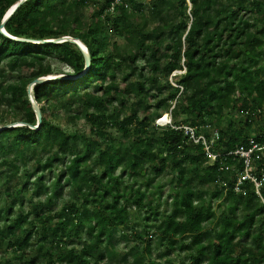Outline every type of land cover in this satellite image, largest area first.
<instances>
[{
  "label": "trees",
  "instance_id": "trees-1",
  "mask_svg": "<svg viewBox=\"0 0 264 264\" xmlns=\"http://www.w3.org/2000/svg\"><path fill=\"white\" fill-rule=\"evenodd\" d=\"M18 1L0 0V25ZM113 2L27 0L4 24L14 38L79 40L90 59L84 73V55L69 41L35 44L0 32V245L22 264H98L114 259L134 208L146 216L129 238L145 245L121 261L174 264L177 251L186 257L178 264H264V0ZM52 75L71 79L32 86L38 125L28 85ZM164 114L207 138L204 127L216 129L214 150L229 154L223 164H207L200 145L155 125ZM63 118L83 119L90 137L64 130ZM15 123L24 125L5 128ZM240 147L252 150L248 170L260 185L244 180L236 192ZM49 165L54 194L43 174L32 177ZM168 174L162 201L166 184L158 179ZM61 181L69 198L52 214ZM76 230L83 242L67 248Z\"/></svg>",
  "mask_w": 264,
  "mask_h": 264
},
{
  "label": "rangeland",
  "instance_id": "rangeland-1",
  "mask_svg": "<svg viewBox=\"0 0 264 264\" xmlns=\"http://www.w3.org/2000/svg\"><path fill=\"white\" fill-rule=\"evenodd\" d=\"M91 9H87L86 10V14L89 15L91 14ZM117 42L119 44L123 43L122 40H117ZM58 67H60L59 65H57ZM138 67H143L144 63L142 61H138L137 63ZM64 71H69L68 69L65 68ZM63 71V72H64ZM176 74V72H175ZM174 74L171 75V77ZM57 76H61V75H57ZM56 75H52L51 77H57ZM64 76V75H62ZM169 77V81L172 82L175 80V78ZM0 78L4 79L3 73L0 70ZM117 83L119 85L120 89H123L125 84L123 82H121V79L119 78L117 80ZM32 84L28 85V90L30 89V93L32 94ZM148 86V85H147ZM149 102H153L152 98L148 99ZM133 107L130 104H127L126 109L124 110V115L127 116L132 112ZM165 116V115H163ZM166 118V117H165ZM168 119V117L166 118ZM174 119V118H173ZM57 122L60 124V126L66 130L69 133H77L79 135H84L86 138L90 137V133H89V124L87 122H85L83 119H78L75 123L72 124H68L66 123L65 119H59L57 120ZM164 122H166V120L159 122L160 124H163ZM156 122L154 121V124ZM20 124H14V125H7L6 127H13V126H17ZM156 125V124H155ZM112 132H114V130H111ZM37 171V170H36ZM34 171L32 174V177H34V175H40L43 174L44 175V180L47 184H52L49 193L54 194V191L56 190V187L53 186V183H55L56 179H55V170H51L50 165L47 166L44 170H38L37 172ZM172 174V173H171ZM171 174H168V176H163L161 178H159L158 180L161 181L162 183L166 184L165 187L162 190V201H164V199L167 196V192L169 190V179L171 178ZM20 179L18 180H11L10 181V185L16 184L18 183ZM63 181L59 182L58 187H61V196L59 197V199L56 200V202L50 207V211L52 214H58L60 213L61 209L63 208V205H65L66 200L69 198V190L68 187L64 186ZM30 194V192L28 193V195ZM225 195L222 194L220 200L222 201L224 199ZM43 199H45V196H42L40 198V200L42 201ZM170 203V200H168V203H166L165 206H162L160 208V210H163L165 207H167ZM30 208L29 204L26 202V204L24 205V209L25 211H28V209ZM214 208L217 211V203H214ZM130 212V218H129V223L127 225V227L125 228H121L120 227V233H118L117 238H119V241L116 242V249L114 251V259L112 260H104L101 263L98 264H131V258L127 259L126 261H121V257L129 250V248L133 247V246H137V247H144V243H142V240L138 239V240H132L129 238L130 234H132V230L131 227H134L133 230L134 231H138V233L142 232V222L145 219V211L143 210H138V209H134L131 208L129 210ZM151 223V220L148 222ZM212 225H207L206 228L210 229ZM128 237L129 241L124 240V237ZM83 238H84V233L76 230L75 231V236L72 237L71 239H69L68 242V246L69 247H74L76 249H79L81 246V243L83 242ZM121 238V239H120ZM151 245H152V258L155 259L157 257V253L158 250H156L157 246V237L153 236L151 237ZM37 241L34 239H32V243H36ZM33 250H35V247H33ZM141 254V252H139ZM142 260L145 259V256H141ZM179 258H186L185 257V253H179V252H175L174 254H172L171 259L174 261V264H178L180 259ZM0 264H22L21 261H19L18 259H16V254H14L12 252L11 249H9L8 247H6L5 244L0 245ZM165 264V263H164Z\"/></svg>",
  "mask_w": 264,
  "mask_h": 264
},
{
  "label": "built area",
  "instance_id": "built-area-1",
  "mask_svg": "<svg viewBox=\"0 0 264 264\" xmlns=\"http://www.w3.org/2000/svg\"><path fill=\"white\" fill-rule=\"evenodd\" d=\"M114 4H119L121 3V0H114L113 2ZM112 6L110 7V10H112ZM176 73H183V71H176ZM165 116L160 117L159 119H157L155 122V124L157 126H170L172 129L174 130H178L181 131L183 133L184 136H186L188 138V140L190 142H192L193 144L196 145H200L202 148V153L203 156L206 160L207 164L213 165L216 162H220L221 164H223V162L221 161V159H224L223 157L229 155V154H224L222 155L221 153H218L214 150L216 144H217V140H218V131L216 129H213L210 125L205 126L204 128L206 130H209L210 132V137L207 138L202 132L198 131L197 129L189 126V125H180V126H175L173 125V121L171 119L170 114H164ZM167 118L165 119L166 122H164L163 124H160L159 122H162L163 118ZM255 147V146H254ZM253 147V148H254ZM252 150H244L243 147L238 148L233 154L236 156H240L241 158H244L245 160V166H244V171L241 174L240 178L237 180V183L234 187V190L236 192L239 191V187L238 185L244 181V180H250L251 182L254 183L255 187L258 188L260 183L256 182L255 179L251 176V174L249 173V158H250V153ZM223 166V165H222ZM258 193V192H257Z\"/></svg>",
  "mask_w": 264,
  "mask_h": 264
},
{
  "label": "water",
  "instance_id": "water-1",
  "mask_svg": "<svg viewBox=\"0 0 264 264\" xmlns=\"http://www.w3.org/2000/svg\"><path fill=\"white\" fill-rule=\"evenodd\" d=\"M25 1L27 0H19L16 4H14L8 11L7 13L5 14L2 22H1V25H0V32L6 36L7 38L11 39V40H15V41H20V42H31V43H35V44H39V43H58V42H64V41H69L71 43H73L74 45H76L80 51L83 53L84 55V58H85V67H84V70H83V73L87 71V69L89 68V64H90V59H89V54H88V51L86 49V47L79 41V40H75V39H71L69 37H64L62 39H59V40H42V41H31V40H26V39H20V38H14L10 35H8L5 30H4V24L5 22L9 19V17L13 14V12L21 5L23 4ZM54 79H71L70 76H57V77H45V78H39V79H36L34 82H32L31 84L34 85V84H38V83H42V82H45V81H50V80H54ZM28 96H29V100H30V103L33 107V110L35 112V115H36V120H37V124L40 125L41 123V114H40V111H39V107L38 105L36 104L33 96L31 95L30 93V89L28 90ZM15 124H21V123H15ZM14 125V124H13ZM24 124H21V125H17V126H22ZM15 127V126H13ZM5 128H9V127H5ZM36 129V127H34ZM3 129V128H0V130Z\"/></svg>",
  "mask_w": 264,
  "mask_h": 264
},
{
  "label": "bare ground",
  "instance_id": "bare-ground-1",
  "mask_svg": "<svg viewBox=\"0 0 264 264\" xmlns=\"http://www.w3.org/2000/svg\"><path fill=\"white\" fill-rule=\"evenodd\" d=\"M166 118H163V120L162 121H164Z\"/></svg>",
  "mask_w": 264,
  "mask_h": 264
}]
</instances>
